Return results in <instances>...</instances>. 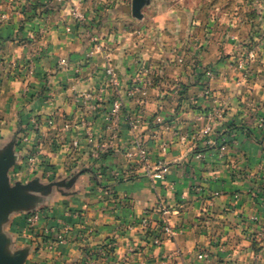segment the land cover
I'll use <instances>...</instances> for the list:
<instances>
[{
  "label": "crops",
  "instance_id": "crops-1",
  "mask_svg": "<svg viewBox=\"0 0 264 264\" xmlns=\"http://www.w3.org/2000/svg\"><path fill=\"white\" fill-rule=\"evenodd\" d=\"M74 9L86 16L81 27ZM174 11L162 9L151 34L140 37L146 13L133 20L130 0H0V149L21 133L29 138L15 144L8 179L53 183L31 211H11L2 224L10 250H26L22 264H253L251 239L264 219V126L256 120L264 118V39L243 78L233 60L241 36L198 41L205 25L182 23ZM184 42L193 50L187 65L165 67ZM139 61L165 67L140 105L127 95ZM87 93L96 108L89 109ZM117 95L112 124L107 111ZM215 110L221 116L202 136ZM161 166L165 176L153 178ZM31 213L38 216L33 231ZM164 219L175 234L155 245ZM64 230L55 248L37 247ZM200 252L209 260L198 259Z\"/></svg>",
  "mask_w": 264,
  "mask_h": 264
},
{
  "label": "rangeland",
  "instance_id": "rangeland-1",
  "mask_svg": "<svg viewBox=\"0 0 264 264\" xmlns=\"http://www.w3.org/2000/svg\"><path fill=\"white\" fill-rule=\"evenodd\" d=\"M131 1L132 0H130V6ZM143 9L146 13L147 22H145V24L147 25L142 27L141 32L138 33L140 37H144L145 30L149 31V35L151 34V25L161 15L162 9H164L166 14H169L171 9H174V12L179 11L184 15L183 17L180 16V21L182 23L183 21H186L187 18H189L190 21H196L198 26L203 27L202 25H205V27L199 29L198 32H196L195 39H199L198 41H201L204 38L203 42H205V37H216L219 35V33L222 34L226 32L238 35V37L241 36V41H239L240 45L233 54V60L235 64L234 67L238 72L241 73V77L245 78L250 75V65L252 62L256 61L258 53L261 50V42L264 39V0H149L142 10ZM73 16L77 21L76 23L81 27L85 22L86 16L76 9L73 10ZM131 16L133 20H142L144 14L142 13V17L140 19L133 17L132 13ZM167 16L168 15H166V17ZM95 34V32L89 30L88 37L94 41L92 45L93 49L97 45L100 46ZM196 43L197 42H195V44ZM187 44V42L182 43L180 48L177 47V52L170 51V55L167 57V62L164 64L165 67L187 65L186 61L189 58L188 52L193 51L190 47H188ZM203 46L204 45L200 44L195 48V51H201ZM251 51H253V56L250 55ZM31 64L32 63L30 61L28 64L29 70L32 69ZM164 68L159 64L156 65L155 63H150L147 61H139L135 69V74L131 78L130 87L127 89V95L135 100L138 105H140L141 102L139 101L141 100L139 98H144L146 96L148 89L154 85L155 80L160 76L161 71ZM177 89L178 88L176 87V90ZM163 94L164 92L161 94V97L164 96ZM115 98H119V100L122 101L120 95L115 96L113 100ZM88 101L89 109H91L90 105L92 103L95 104L96 108V102L91 101V98L88 99ZM216 111L220 113L221 116V112L218 110H215L212 113ZM216 117L219 116L214 115L213 118L207 122V124H210L211 129L212 122ZM259 119L264 121L262 116L257 117V122ZM132 123L136 124L135 128H138L139 119H133ZM181 136H184L186 139L185 135ZM17 144L19 145V143ZM143 147L145 148V145H143ZM163 167L164 166H161L159 168ZM159 168H157L154 172H156ZM259 186L258 196L260 199H264V178L261 180ZM162 212L165 216L169 213V210L163 209ZM142 220L143 218L141 219L140 224L142 227H144L146 225L143 224ZM166 223L171 225L167 219H164V224ZM164 224L159 228V230L164 226ZM251 247L253 248L254 252L253 264H264V219L260 224L259 231L257 232L256 236L251 239ZM207 254L208 256L206 258H198V256L197 258L208 261L210 253L208 252Z\"/></svg>",
  "mask_w": 264,
  "mask_h": 264
},
{
  "label": "water",
  "instance_id": "water-1",
  "mask_svg": "<svg viewBox=\"0 0 264 264\" xmlns=\"http://www.w3.org/2000/svg\"><path fill=\"white\" fill-rule=\"evenodd\" d=\"M149 0H132L131 13L133 17H142V8ZM17 138L0 149V264H22L26 250H10V239L2 232V224L14 210L31 211L34 205L41 200L42 195L48 193L50 184H40L37 180L22 184L18 181L11 184L8 179V170L18 157L14 152Z\"/></svg>",
  "mask_w": 264,
  "mask_h": 264
},
{
  "label": "built area",
  "instance_id": "built-area-1",
  "mask_svg": "<svg viewBox=\"0 0 264 264\" xmlns=\"http://www.w3.org/2000/svg\"><path fill=\"white\" fill-rule=\"evenodd\" d=\"M94 50H100V46H95ZM251 56H253V51H251ZM60 64L61 65H66L67 62L65 59H61L60 60ZM107 74L109 75V80L111 81H115V75L114 72L112 70V68L110 66L107 67L106 69ZM85 98V100L88 101V99L91 98V94L87 93L83 96ZM90 108L94 109L95 108V104L92 103L90 105ZM120 109H121V101L119 100V98H115L110 106V109L107 113V119L112 123V124H116L117 118L119 116L120 113ZM220 116V113H218L217 111L214 113H209L207 115V119L211 120L213 118V116ZM258 126L261 127L264 124V121L262 119H259L257 122ZM38 122L37 119L33 120L32 123V128L35 129L37 128ZM85 125H88L87 122ZM136 124L132 123V126L135 127ZM73 126V124H66L64 127L70 129V127ZM88 127V126H87ZM211 131V126L210 124L205 125L202 129L200 134L202 136H207ZM181 140H184L185 137L184 136H179ZM29 138L28 135L25 133H21L18 138H17V143H19V145H24L28 142ZM73 144L76 146L77 142L74 141ZM136 149H137V154L139 156L140 161L145 162L147 159V151L146 148L143 147L142 144H140L139 142L136 144ZM197 157H200V154H197ZM166 169L163 168H159L156 172L152 173V177L154 178H163V176L165 175ZM37 213H31L29 214V216L26 219L27 222V230L29 231H33L35 228V223L37 221ZM144 225H147L148 223V218H143L142 220ZM67 230H64V232L62 233H58L54 238H43L41 241L37 242V247H44L46 249H53L55 248L59 243L63 242L66 239V232ZM175 234V231L173 229V227L171 225H169L168 223L164 224V226L158 230V232L156 233V235L153 238V243L156 245H160L162 243L163 237H173ZM107 247V248H106ZM111 248V244H108L107 246H105V249L109 250ZM90 253L88 252L86 255V260L90 258ZM198 258H206L208 256V254L206 252H201L198 255Z\"/></svg>",
  "mask_w": 264,
  "mask_h": 264
}]
</instances>
